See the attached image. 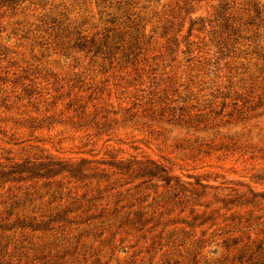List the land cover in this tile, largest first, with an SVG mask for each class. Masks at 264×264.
Segmentation results:
<instances>
[{"label":"rangeland","instance_id":"rangeland-1","mask_svg":"<svg viewBox=\"0 0 264 264\" xmlns=\"http://www.w3.org/2000/svg\"><path fill=\"white\" fill-rule=\"evenodd\" d=\"M0 264H264V0H0Z\"/></svg>","mask_w":264,"mask_h":264}]
</instances>
